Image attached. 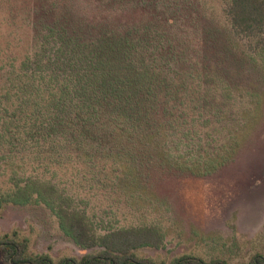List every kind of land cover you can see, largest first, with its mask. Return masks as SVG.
<instances>
[{
    "label": "trees",
    "instance_id": "trees-1",
    "mask_svg": "<svg viewBox=\"0 0 264 264\" xmlns=\"http://www.w3.org/2000/svg\"><path fill=\"white\" fill-rule=\"evenodd\" d=\"M70 1L0 0V161L13 187L0 206H43L64 237L97 251L57 264H155L137 252L163 247L159 227L100 226L57 172L95 192L123 178L130 205L156 167L200 177L228 163L263 111L264 0H223L222 27L202 24L197 0H96L95 21ZM0 264L54 263L4 235Z\"/></svg>",
    "mask_w": 264,
    "mask_h": 264
},
{
    "label": "rangeland",
    "instance_id": "rangeland-1",
    "mask_svg": "<svg viewBox=\"0 0 264 264\" xmlns=\"http://www.w3.org/2000/svg\"><path fill=\"white\" fill-rule=\"evenodd\" d=\"M197 1L203 25L222 27L226 23L223 0ZM70 6L81 20L102 19L96 0H71ZM111 17L125 20L129 16L117 10L112 11ZM3 32L2 27L0 33ZM258 79L257 75L252 76L253 81ZM259 85L264 89V81ZM245 135L228 163L200 177L190 175L184 167H156L130 205L125 203L121 190L131 184L123 178L116 181L109 176L113 183L107 182L109 185L103 192H95L89 189L90 184L75 179L71 169L58 171L57 175L62 186L80 196L84 202L81 207L100 226L151 225L162 230L163 247L138 251L140 259L174 264L183 257H194L206 263L220 259L226 264H250L255 256L264 257V102L260 118ZM205 145L203 140L188 150L193 149L192 154H196ZM172 148V154L183 150L178 147L177 151L175 145ZM21 172L17 171L18 176ZM10 177V168L0 161V193L4 196L13 191ZM4 235L26 241L28 255L48 256L54 264L97 253L82 251L64 237L55 218L43 206L3 203L0 237Z\"/></svg>",
    "mask_w": 264,
    "mask_h": 264
}]
</instances>
